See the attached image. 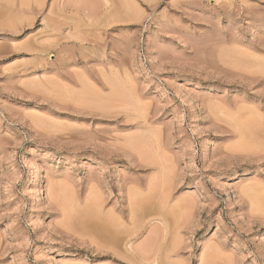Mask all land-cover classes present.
I'll return each mask as SVG.
<instances>
[{"label":"rangeland","instance_id":"1","mask_svg":"<svg viewBox=\"0 0 264 264\" xmlns=\"http://www.w3.org/2000/svg\"><path fill=\"white\" fill-rule=\"evenodd\" d=\"M0 264H264V0H0Z\"/></svg>","mask_w":264,"mask_h":264}]
</instances>
